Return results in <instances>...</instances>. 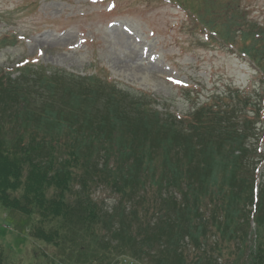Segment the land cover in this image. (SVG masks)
<instances>
[{
    "label": "trees",
    "instance_id": "obj_1",
    "mask_svg": "<svg viewBox=\"0 0 264 264\" xmlns=\"http://www.w3.org/2000/svg\"><path fill=\"white\" fill-rule=\"evenodd\" d=\"M234 7L221 26L228 43ZM248 31L235 44L264 82V28ZM35 67L0 73V205L32 217L31 239L68 252L69 264H110L113 253L264 264V151L249 142L262 106L237 94L243 115L229 96H213L178 119L97 77ZM100 185L118 196L108 210L87 192Z\"/></svg>",
    "mask_w": 264,
    "mask_h": 264
},
{
    "label": "rangeland",
    "instance_id": "obj_2",
    "mask_svg": "<svg viewBox=\"0 0 264 264\" xmlns=\"http://www.w3.org/2000/svg\"><path fill=\"white\" fill-rule=\"evenodd\" d=\"M230 5L235 6L233 46L221 28ZM207 12L214 16L207 18ZM252 26L264 28V0H0V73L15 79L19 66L31 64L94 76L147 96L159 112L178 119L209 98L226 95L246 115L249 109L237 94L250 97L253 111L264 106L263 79L235 44ZM258 121L249 142L259 153L264 121ZM258 164L260 182L264 160ZM87 192L104 210L118 197L101 185ZM32 221L0 205L2 264H69L68 252L30 238ZM186 253L187 261L195 260L193 249ZM113 254L110 264H153ZM99 261L94 264L107 260Z\"/></svg>",
    "mask_w": 264,
    "mask_h": 264
}]
</instances>
